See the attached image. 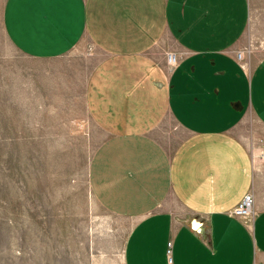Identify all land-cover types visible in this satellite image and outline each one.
Instances as JSON below:
<instances>
[{"label":"crops","instance_id":"0c3cea01","mask_svg":"<svg viewBox=\"0 0 264 264\" xmlns=\"http://www.w3.org/2000/svg\"><path fill=\"white\" fill-rule=\"evenodd\" d=\"M248 20V0L6 1L21 52L60 58L84 40L100 58L87 105L107 137L89 182L102 207L134 220L125 264L264 258V193L238 132L249 116L264 126V57L243 68L236 56ZM169 52L179 56L170 68ZM247 194L248 222L233 215Z\"/></svg>","mask_w":264,"mask_h":264},{"label":"rangeland","instance_id":"374dc122","mask_svg":"<svg viewBox=\"0 0 264 264\" xmlns=\"http://www.w3.org/2000/svg\"><path fill=\"white\" fill-rule=\"evenodd\" d=\"M6 1L0 0V264H125L134 220L102 207L89 182L93 155L107 137L87 105L88 78L100 58L84 40L60 58L21 52L6 31ZM248 4L243 49L252 68L264 57V0ZM238 132L264 193V126L249 116Z\"/></svg>","mask_w":264,"mask_h":264},{"label":"built area","instance_id":"2783aa9c","mask_svg":"<svg viewBox=\"0 0 264 264\" xmlns=\"http://www.w3.org/2000/svg\"><path fill=\"white\" fill-rule=\"evenodd\" d=\"M236 56H237L238 61L243 66V68H247L248 63H247V57H246L247 56L246 49H242L241 51H238ZM167 61L171 67L176 66L179 62V56L174 52H169L167 54ZM261 146L264 149V142H261ZM254 204H255L254 195L247 194L244 197V199L233 210V215L243 220H246V222H248L249 220L252 219V216L254 214ZM169 247L171 249L172 247L171 242L169 243Z\"/></svg>","mask_w":264,"mask_h":264},{"label":"water","instance_id":"95a60500","mask_svg":"<svg viewBox=\"0 0 264 264\" xmlns=\"http://www.w3.org/2000/svg\"><path fill=\"white\" fill-rule=\"evenodd\" d=\"M192 225H193L194 229L197 230V232H200V233L205 232L202 224L200 222L198 223L197 220H194Z\"/></svg>","mask_w":264,"mask_h":264}]
</instances>
